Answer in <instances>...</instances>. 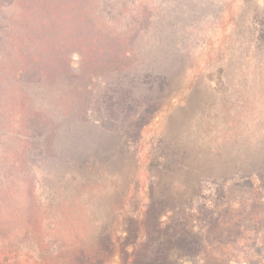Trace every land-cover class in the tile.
<instances>
[{
    "label": "rangeland",
    "instance_id": "374dc122",
    "mask_svg": "<svg viewBox=\"0 0 264 264\" xmlns=\"http://www.w3.org/2000/svg\"><path fill=\"white\" fill-rule=\"evenodd\" d=\"M16 4L0 1V26ZM96 9L126 44L101 79L148 97L140 105L151 113L135 140L95 115L62 120L50 152L41 124L20 132L22 99L0 76V246L12 248L0 264H46L19 235L29 228L86 246L109 234L104 264H127V233L139 241L147 213L198 217L191 228L204 235L202 212L230 200L264 210V0H98ZM11 61L0 49V74ZM50 98L39 88L31 116L43 121ZM255 224L225 264H264V222ZM170 257L193 261L177 248Z\"/></svg>",
    "mask_w": 264,
    "mask_h": 264
},
{
    "label": "trees",
    "instance_id": "16d2710c",
    "mask_svg": "<svg viewBox=\"0 0 264 264\" xmlns=\"http://www.w3.org/2000/svg\"><path fill=\"white\" fill-rule=\"evenodd\" d=\"M15 1L16 9L0 26V49L12 60L0 76L13 83L22 99L20 132L29 133L32 123L35 127L41 124L51 152L62 120L87 122L95 115L121 136L135 140L152 108L140 105L149 98L137 95L132 87L111 82L108 77L101 79L113 65L120 64L126 44L110 33L97 14L98 0ZM31 85L37 89L29 92ZM39 88L51 96L43 121L36 111L35 116L30 114L32 97L34 100ZM202 217L198 231L204 235L191 228V221H199L198 217L169 212L161 220L147 213L137 220L142 238L138 241L137 232L127 233V238L131 234L130 246L123 250L124 259L127 264H178L170 257V251L177 248L180 255L193 259L190 264H197L195 257L202 258L201 264H225L235 253L240 236H244L243 241L254 237L248 226H261L264 210L257 216L243 202L234 207L230 200L215 215L207 211ZM40 233L29 228L19 235L33 241L27 251L46 264H104L113 252L109 234L101 236L96 246H86L65 238L50 242ZM8 249L2 243L0 257L12 251Z\"/></svg>",
    "mask_w": 264,
    "mask_h": 264
}]
</instances>
